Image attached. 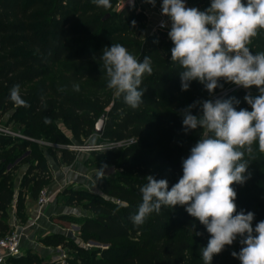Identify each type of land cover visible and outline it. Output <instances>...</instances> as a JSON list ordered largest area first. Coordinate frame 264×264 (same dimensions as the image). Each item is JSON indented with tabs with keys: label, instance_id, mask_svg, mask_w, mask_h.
I'll list each match as a JSON object with an SVG mask.
<instances>
[{
	"label": "trees",
	"instance_id": "trees-1",
	"mask_svg": "<svg viewBox=\"0 0 264 264\" xmlns=\"http://www.w3.org/2000/svg\"><path fill=\"white\" fill-rule=\"evenodd\" d=\"M110 2L111 7L104 8L93 0H0V112L12 113V120H19L18 131L26 136L47 134L58 144L63 139L56 132L54 121L65 120L76 141L83 144V139L94 134L97 119L104 116L101 141L123 142L103 155V167L116 166V172L122 173L117 174V181L95 177L101 195L85 191L86 197L79 191H66L69 204L81 202L90 212L74 222L80 227L78 237L85 243L108 246L97 250L100 257L93 256L95 250L70 246L75 254L67 264H204L202 258L192 261L185 240H166L170 230L177 227L210 238L206 228L186 212L185 206L162 207L159 214L153 212L140 226L134 225L130 217L142 203L140 189L147 183L148 175L166 179L169 190L183 175L182 161L190 155L202 131L199 128L184 131V109L194 102L218 96L217 99L238 100L239 104L233 105L237 111L242 108L251 111L244 97L259 94L233 89V84L224 80L219 81L223 87L213 94L199 81H191L189 89L183 91L179 76L183 69L171 61L174 45L168 36L170 30H157L144 37L148 25L145 14L132 4H122L115 10L120 0ZM195 3L204 5L206 10L211 0ZM106 15L110 17L104 20ZM116 43L125 46L138 60L151 57L153 72L143 77L144 102L136 109L124 102L123 95L107 87L108 77L100 58L105 47ZM18 47H25L28 52H19ZM249 47L253 54L264 52V31L252 39ZM62 60L69 61V86L65 92H55L57 98H51L43 82L24 89L26 84L48 75L45 65ZM75 84L79 85L78 92L73 90ZM14 85L20 86V95L28 107L17 106L10 100ZM191 113L200 115L199 105ZM46 118L51 122L46 124ZM253 149V159L245 156L250 163L246 182L233 187L237 192V213L253 212L255 228L264 221V153L259 152L256 144ZM76 157L74 152L63 150L60 162L71 165ZM54 160L59 162L57 157ZM21 162L29 166L23 185H31L33 196L37 197L51 176L35 144L1 135L0 229L4 231L7 229L2 219L12 200L13 175ZM22 203L19 200V209ZM241 239L238 236L232 245L214 255L211 264H241L231 255L241 250ZM64 242L60 234L46 238V243L53 246ZM36 259L33 255L26 259L19 256L7 264H35Z\"/></svg>",
	"mask_w": 264,
	"mask_h": 264
},
{
	"label": "clouds",
	"instance_id": "clouds-1",
	"mask_svg": "<svg viewBox=\"0 0 264 264\" xmlns=\"http://www.w3.org/2000/svg\"><path fill=\"white\" fill-rule=\"evenodd\" d=\"M93 2L111 7L110 0ZM146 2L154 7L156 0ZM161 14L171 21V61L183 69L179 72L183 91L189 89L191 81H199L213 94L223 87L219 81L224 80L245 89L255 86L259 95H245L251 111H237L233 105L239 101L235 98L197 101L184 109V131H202L190 155L182 161L183 175L170 190L166 179L148 175L140 189L142 203L130 218L140 226L153 212L159 214L162 207L185 206L210 234L207 246L200 249L204 264H211L214 255L232 245L238 236L243 246L231 255L241 264H264V221L253 228V212L237 213L233 187L248 178L245 173L250 163L245 156L254 158L253 145L264 153V52L253 54L249 47L264 31V0H247L246 4L244 0H211L204 11L187 7L184 0H162ZM165 26L161 22V27ZM100 60L108 77L107 87L123 95L128 106L138 108L144 102L143 77L153 72L151 57L138 60L116 43L103 49ZM73 90L78 92L79 85H73ZM9 98L17 106H29L20 95L19 85L10 89ZM198 105L201 114L193 115L191 110ZM44 122L51 121L46 118Z\"/></svg>",
	"mask_w": 264,
	"mask_h": 264
},
{
	"label": "rangeland",
	"instance_id": "rangeland-1",
	"mask_svg": "<svg viewBox=\"0 0 264 264\" xmlns=\"http://www.w3.org/2000/svg\"><path fill=\"white\" fill-rule=\"evenodd\" d=\"M197 0H188L187 1V7H196L200 9L201 11H204V5H196ZM122 0H120L119 4L116 6L115 10H119L120 6L122 5ZM148 25L147 29L144 32V37L148 36L149 30L155 29L154 27V21L149 19V17L145 14ZM171 28H168L166 30H170ZM41 29H39L40 31ZM152 35L155 31H151ZM17 51L19 52H28V49L25 47H18L16 48ZM68 65L69 61L68 60H62L61 62H56V63H51L49 65H45L44 67L48 70V75L41 77L35 81H32L28 84L25 85L24 89H30L38 85L40 82H43L49 89L50 96L51 98H57L56 95L54 94L55 92H65L67 87L69 86V70H68ZM236 85L233 84L232 88L235 87ZM242 87V86H241ZM243 88V87H242ZM245 89V88H243ZM248 93H257L259 94L258 89L253 86L250 89H245ZM103 93V92H100ZM218 96H214L212 100L217 99ZM98 122H95L94 126L96 127V124ZM18 123L19 120H12V113H8L6 115L1 114L0 112V126L1 127H7L12 129L13 131H18ZM55 130L57 133L60 134V136L63 139L62 144H58L53 141V139H49L47 134L41 136V137H35V136H28L30 139L27 141H31L33 144H35V148L37 149V153L41 155L44 167L50 174L51 178L48 181V183L44 184L43 188L47 187L53 178V173L51 169V161L52 163H55L60 169H65L68 170L69 173H72L73 175L75 174V170L79 169V167H86L90 173L91 176L97 177L100 176L102 178L110 179L111 181H117L118 176L117 174L122 173L121 170H117V172L110 176V177H105L102 175V159L103 155L106 151L110 150V142L108 141H101L100 135L97 133L94 134L88 138V139H83V144H79L74 135L72 130L69 128V126L66 124L65 120L60 119L57 121H54L53 123ZM23 134V133H22ZM25 135V134H23ZM26 136V135H25ZM12 139H19V140H25L21 138H16L14 136H7ZM33 148V147H32ZM31 148V149H32ZM63 150H68L72 151L76 154V160L73 164L67 165L63 162H60V158L62 156V151ZM57 157L59 162L55 161L54 158ZM25 167L28 168L27 162H21L18 166L19 167ZM1 169V166H0ZM21 175V174H20ZM27 177V171L25 174H23V177L21 179V182H24V179ZM15 179V176H14ZM27 192H31V185L24 187ZM69 187V188H67ZM76 185L73 186V184L69 186H65L60 192V194L66 193V191L73 190V191H79L82 196H86V192L88 191L85 187H77ZM23 193V192H21ZM87 197V196H86ZM75 209H81L82 208V203H77L73 205ZM79 218L78 217H72L71 218V223L78 225L74 223L77 221ZM73 226V225H72ZM70 227V233L67 234L64 232V234H60L63 236L64 239V244L59 245V246H53L50 244L46 243V238H40L41 246L37 249L32 248V249H27L22 252V255L20 257H24L25 259L29 255H33L36 257V263L35 264H67L69 261L72 260L75 251L70 248V246L73 245H79V246H84L87 249L90 250H95V253L93 256L100 257L101 253L98 252V249H106L108 246L105 245H100V244H95L91 242H83L78 236H79V230L73 227ZM79 226V225H78ZM196 232H191L188 229L184 227H177L173 228L170 230L168 237L166 240H171V241H181L185 240L188 245H189V255L192 259V261H196L200 258H202V254L200 252V249L202 247H206L208 240L210 239L209 237L202 235H195ZM7 233H2L0 236H4ZM55 235V234H54ZM130 242V241H129ZM129 242H124L123 244H129ZM75 264H82L81 262H75Z\"/></svg>",
	"mask_w": 264,
	"mask_h": 264
},
{
	"label": "crops",
	"instance_id": "crops-1",
	"mask_svg": "<svg viewBox=\"0 0 264 264\" xmlns=\"http://www.w3.org/2000/svg\"><path fill=\"white\" fill-rule=\"evenodd\" d=\"M122 3L134 5L137 11L143 12L149 17V19L155 22L154 28H156V25L161 18L162 3L160 0H156L154 7L147 3L146 0H122ZM166 18L168 26L171 28L170 18L167 16ZM151 31L156 30H149L148 35L152 33ZM52 162L53 161H51L50 166L53 178L51 183L45 187L51 196V200L42 208H39L37 204L39 194L37 197H34L32 191L27 192L22 186L23 183L21 182V179L23 174L28 171V168L21 166L13 175L12 200L6 209V216L2 219L4 220L3 224L7 230L4 231L0 229V234L9 233L17 228L29 225L30 229L24 239L23 251L32 248H39L41 246L40 238H46L54 234H64V232L69 234L72 225L73 228L80 230L78 225L71 223V218L74 216L81 218L90 215V212L83 207L81 209H75L73 206L74 204H69V195L67 193L60 194L65 186L73 184V186L85 187L92 194H102L101 189L95 181V177L90 175L85 166L79 167V169L75 170L76 172L73 175L72 173H69L68 170L63 168L60 169ZM19 200L23 201L20 209Z\"/></svg>",
	"mask_w": 264,
	"mask_h": 264
},
{
	"label": "built area",
	"instance_id": "built-area-1",
	"mask_svg": "<svg viewBox=\"0 0 264 264\" xmlns=\"http://www.w3.org/2000/svg\"><path fill=\"white\" fill-rule=\"evenodd\" d=\"M162 3V0H160ZM188 0H184L185 4H187ZM161 22H165L166 26L161 27ZM168 22L166 16L161 14V18L159 22L156 25L155 30H166L168 29ZM241 86H235L233 89H240ZM0 135L2 136H14L16 138H21L25 140H29L30 138L28 136L23 135L20 132L13 131L10 128L7 127H1L0 126ZM123 142H114L110 143V149H112L115 146L122 145ZM51 200V196L49 195L46 188H43L38 197V207L42 208L47 203H49ZM30 229V226H24L17 228L9 233H7L4 236H0V264H7V262L12 259L16 258L22 255L23 249H24V239L26 238V235L28 233V230Z\"/></svg>",
	"mask_w": 264,
	"mask_h": 264
},
{
	"label": "water",
	"instance_id": "water-1",
	"mask_svg": "<svg viewBox=\"0 0 264 264\" xmlns=\"http://www.w3.org/2000/svg\"><path fill=\"white\" fill-rule=\"evenodd\" d=\"M110 15H106L104 17V20H106L107 18H109ZM105 117L102 116L97 124H96V127H95V133H97L98 135H102L103 131H104V126H105ZM116 166H111V167H103L102 169V175L105 176V177H110L112 175H114L116 173ZM79 228V226H78ZM91 243H95V244H98L96 242H91Z\"/></svg>",
	"mask_w": 264,
	"mask_h": 264
}]
</instances>
